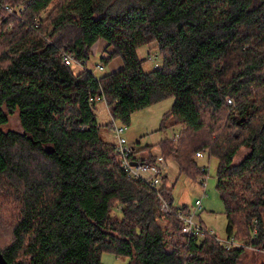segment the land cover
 <instances>
[{
	"label": "trees",
	"instance_id": "16d2710c",
	"mask_svg": "<svg viewBox=\"0 0 264 264\" xmlns=\"http://www.w3.org/2000/svg\"><path fill=\"white\" fill-rule=\"evenodd\" d=\"M100 39L103 63L121 57L124 67L97 76L86 63ZM151 44L162 61L146 71L137 51ZM0 49V183L21 203L0 247L9 262L102 264L109 251L129 264H239L247 246L264 249V0H0ZM92 96L125 124L174 97L159 130L182 128L157 144L163 158L197 178L207 174L197 153L217 157L227 233L248 244L182 234L177 212L191 208L174 206L167 176L160 190L128 177ZM16 110L23 132L4 129ZM154 147H143L145 162H156Z\"/></svg>",
	"mask_w": 264,
	"mask_h": 264
},
{
	"label": "rangeland",
	"instance_id": "374dc122",
	"mask_svg": "<svg viewBox=\"0 0 264 264\" xmlns=\"http://www.w3.org/2000/svg\"><path fill=\"white\" fill-rule=\"evenodd\" d=\"M58 3L56 1L47 10L41 13L43 19L48 18L50 12L54 9V6ZM8 43V40L5 41ZM96 44L93 49L96 48ZM154 44L144 45L138 48V55L141 59H145L144 69L150 71L153 68L161 64L162 58H160L157 49ZM2 49H0L1 52ZM91 56L86 67L92 69L97 75H103L111 72L109 63H103L101 54H93ZM97 65H102L104 70H99ZM74 70L78 71L83 69L84 66L81 63H74ZM175 101L174 97H168L160 102L154 103L151 106L143 108L133 113L131 122L129 124L123 123L119 119H115L112 113L107 109L104 103H99L97 106V120L101 127V136L110 142H117V135L110 125H113L115 120L116 124L126 125L128 130L125 133V137L130 144L138 147V149L144 146L143 144L152 143L156 138H164L166 136L171 137L174 131H178L182 128L181 125H174L173 121L169 122V126L165 131L159 130L163 117L167 113ZM110 124V125H109ZM5 130H14L23 132L21 125L19 112L16 110L10 113L9 122L4 126ZM175 141V140H174ZM249 151L247 146L242 147L238 152L235 162L240 161L246 153ZM162 153V151H160ZM200 166L207 167V174L204 177H191L181 174L179 164L172 158L167 160V168L169 170L167 181L165 184L168 188L172 187L173 203L176 207L187 205L191 208V211H195V202L198 199H202L203 206L196 213V221L201 223L207 230H213L216 235L226 240L228 238L227 224L228 219L226 215V207L221 198L219 191L217 190V167L218 159L215 156H209L208 153H204L203 157L198 158ZM205 179L206 186L204 187L201 179ZM164 180V179H163ZM21 203L16 196V192L10 189L8 186L0 183V247L3 249L12 238V228L20 217ZM115 212V213H114ZM113 215L116 214L121 217V212L115 210ZM236 234V232H234ZM246 236L238 234L239 242L248 244ZM245 255L239 264H261L264 263V249L252 248L247 246L245 248ZM102 264H129L131 262L130 257L117 256L113 252H103L101 254Z\"/></svg>",
	"mask_w": 264,
	"mask_h": 264
},
{
	"label": "built area",
	"instance_id": "2783aa9c",
	"mask_svg": "<svg viewBox=\"0 0 264 264\" xmlns=\"http://www.w3.org/2000/svg\"><path fill=\"white\" fill-rule=\"evenodd\" d=\"M4 8L7 10L8 14L13 15L15 17L21 18V10H18L12 6L4 5ZM64 60L68 65H74V57L72 54H65ZM83 65V64H82ZM84 66V65H83ZM99 70H104L102 65H97ZM104 102L107 108L110 110V107L104 96H96L90 98V104L95 105L97 102ZM228 104H232L233 100L231 98H227ZM116 135H117V153L118 159L121 163L122 168L126 172L129 178L136 180H143L148 183L155 190H160L163 179L165 176H168V168H167V160H165L162 156V153H157L155 156L157 158L155 163H147L144 158H140L137 153V148L133 144L128 142V139L124 136L128 127L126 125H117L115 120L112 125ZM174 140L177 139V136L174 134L172 136ZM204 153H197V157H203ZM202 170H205L206 167L202 166ZM204 177V176H203ZM202 178V177H201ZM202 184L205 183V179H201ZM203 186H206L203 184ZM161 200V210L165 213H173L174 209L169 204V202L160 195ZM203 203L202 199H198L195 202V211L194 212H183L179 210L177 212L178 218L183 222L182 234L187 235H197V236H205L209 234L210 236H215L219 242H222L227 249H231L234 246H244L245 243L239 242V240L235 236H229L226 240L219 238L213 230H207L201 223L196 221V213L202 208ZM246 246V245H245ZM252 247V246H250ZM253 248V247H252Z\"/></svg>",
	"mask_w": 264,
	"mask_h": 264
},
{
	"label": "crops",
	"instance_id": "0c3cea01",
	"mask_svg": "<svg viewBox=\"0 0 264 264\" xmlns=\"http://www.w3.org/2000/svg\"><path fill=\"white\" fill-rule=\"evenodd\" d=\"M97 45L96 46V48H94L93 49V47H94V45ZM92 47H91V51L93 52L94 51V53L93 54H101V56L103 55V52H104V50H105V48H106V46H107V42L106 41H104L103 39H100V40H98L96 43H95ZM109 67H110V69H111V72H114V71H117V70H119V69H121V68H123L124 67V63H123V60H122V58L121 57H116V58H114L112 61H110V63H109ZM83 69H80V70H78V71H76V72H81ZM99 103H104V102H102V101H100V102H97V104H96V106H98V104ZM105 104V103H104ZM106 105V104H105ZM107 107V106H106ZM108 109V108H107ZM109 110V109H108ZM96 111H97V109H96ZM110 111V110H109ZM111 112V111H110ZM163 138L161 137V138H156L152 143H146V144H143L144 146H146V145H154L155 147L153 148V150H152V154L155 156L157 153H160V151H161V149L157 146V144L162 140ZM144 146H142V148H140V149H138V147H136L137 148V151H138V153H137V155L141 158H146L147 156H148V154H149V152L147 151V150H143V147ZM168 172H169V170H168Z\"/></svg>",
	"mask_w": 264,
	"mask_h": 264
},
{
	"label": "water",
	"instance_id": "95a60500",
	"mask_svg": "<svg viewBox=\"0 0 264 264\" xmlns=\"http://www.w3.org/2000/svg\"><path fill=\"white\" fill-rule=\"evenodd\" d=\"M0 264H14V263L9 262V261L5 258L4 254H3V253L1 252V250H0Z\"/></svg>",
	"mask_w": 264,
	"mask_h": 264
}]
</instances>
